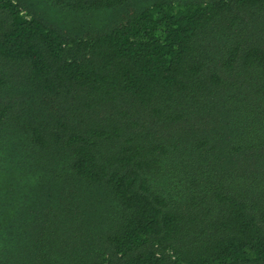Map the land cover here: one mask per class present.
<instances>
[{
  "label": "trees",
  "instance_id": "1",
  "mask_svg": "<svg viewBox=\"0 0 264 264\" xmlns=\"http://www.w3.org/2000/svg\"><path fill=\"white\" fill-rule=\"evenodd\" d=\"M0 264H264V0H0Z\"/></svg>",
  "mask_w": 264,
  "mask_h": 264
}]
</instances>
